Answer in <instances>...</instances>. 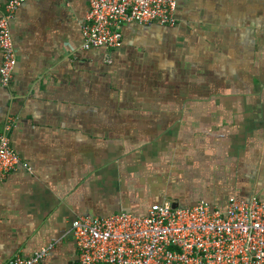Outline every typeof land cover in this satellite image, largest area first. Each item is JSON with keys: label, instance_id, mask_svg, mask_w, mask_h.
<instances>
[{"label": "crops", "instance_id": "crops-1", "mask_svg": "<svg viewBox=\"0 0 264 264\" xmlns=\"http://www.w3.org/2000/svg\"><path fill=\"white\" fill-rule=\"evenodd\" d=\"M176 3V26L130 23L121 48L87 51L89 0L18 8L0 128L21 163L0 184L1 261L52 244L42 264H73L79 216L264 200V0Z\"/></svg>", "mask_w": 264, "mask_h": 264}, {"label": "built area", "instance_id": "built-area-1", "mask_svg": "<svg viewBox=\"0 0 264 264\" xmlns=\"http://www.w3.org/2000/svg\"><path fill=\"white\" fill-rule=\"evenodd\" d=\"M25 1L7 0L0 16L2 87L13 79L17 58L11 23ZM176 1L89 0L81 49L121 48L122 28L130 23L176 26ZM10 129L9 123L0 128V184L21 163L10 145ZM69 235L77 250L73 264H264V200L231 198L224 211L200 201L175 209L155 204L143 216H79L71 221ZM52 248L0 264H42Z\"/></svg>", "mask_w": 264, "mask_h": 264}, {"label": "water", "instance_id": "water-1", "mask_svg": "<svg viewBox=\"0 0 264 264\" xmlns=\"http://www.w3.org/2000/svg\"><path fill=\"white\" fill-rule=\"evenodd\" d=\"M170 206H171L172 209L179 208V207H178V204H176L175 202H172V203L170 204Z\"/></svg>", "mask_w": 264, "mask_h": 264}]
</instances>
